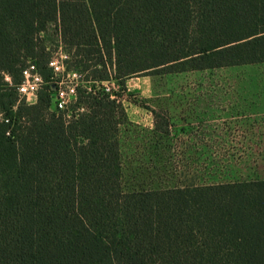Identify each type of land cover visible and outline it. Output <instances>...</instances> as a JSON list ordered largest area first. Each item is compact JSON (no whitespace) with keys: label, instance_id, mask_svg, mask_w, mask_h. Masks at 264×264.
<instances>
[{"label":"trees","instance_id":"16d2710c","mask_svg":"<svg viewBox=\"0 0 264 264\" xmlns=\"http://www.w3.org/2000/svg\"><path fill=\"white\" fill-rule=\"evenodd\" d=\"M50 32L116 98L53 111ZM263 63L264 0H0V264H264V179L126 191L120 144L127 79Z\"/></svg>","mask_w":264,"mask_h":264},{"label":"rangeland","instance_id":"374dc122","mask_svg":"<svg viewBox=\"0 0 264 264\" xmlns=\"http://www.w3.org/2000/svg\"><path fill=\"white\" fill-rule=\"evenodd\" d=\"M46 38L52 60L68 68L71 63L60 37L50 32ZM80 74L86 81L88 72ZM91 85L97 90L108 85L115 94L121 91L114 78L87 86ZM126 88L120 97L129 120L120 133L126 191L264 179V63L137 75L126 80ZM197 107L220 114L218 121L190 127L210 144L185 148L190 137L183 136L184 125L176 124L169 138L154 133L152 110L162 122L169 108L179 113ZM52 110L56 111L54 101Z\"/></svg>","mask_w":264,"mask_h":264},{"label":"built area","instance_id":"2783aa9c","mask_svg":"<svg viewBox=\"0 0 264 264\" xmlns=\"http://www.w3.org/2000/svg\"><path fill=\"white\" fill-rule=\"evenodd\" d=\"M66 55V59H67ZM49 68L53 72L52 85L55 95L53 98L57 112H63L67 120H71L74 112L72 105L77 102L78 90L80 88L86 89L89 93L102 92L116 98V94L111 91L108 85L104 88L97 90L95 86H87L90 83H99L98 81H84L82 80V74L74 70H68L64 65V62L52 60L49 63ZM5 82L12 86L11 77L8 74H4ZM107 81L106 83H108ZM87 83V84H84ZM104 83V82H100ZM46 85L44 78L40 74L36 64L29 62L27 66L22 70V81L17 85V92L21 100L27 105H35L38 101L40 91ZM83 111V109L81 110ZM8 122L4 116L0 114V123Z\"/></svg>","mask_w":264,"mask_h":264},{"label":"crops","instance_id":"0c3cea01","mask_svg":"<svg viewBox=\"0 0 264 264\" xmlns=\"http://www.w3.org/2000/svg\"><path fill=\"white\" fill-rule=\"evenodd\" d=\"M167 113V116L165 118L168 119L169 121V135L165 138H169L171 131L173 127L177 125H184L183 128V136L185 137H190V140L186 141L183 143V146L185 148H193L195 150H198L199 146H202L201 143L204 144H210V140H207L208 138L201 137L198 132L190 128L193 124L195 123H203L207 120L209 121H218L220 120L221 117L219 116L220 114H217L216 112L214 113H206L204 110L198 109H193L191 112L188 110H183V112L176 113V109L174 108H169ZM181 111V110H180ZM128 116V115H127ZM207 117V118H206ZM133 121V120H131ZM231 123V122H229ZM157 120L155 119V134H160V132H157ZM163 136V135H162ZM164 137V136H163ZM188 150V149H187Z\"/></svg>","mask_w":264,"mask_h":264}]
</instances>
